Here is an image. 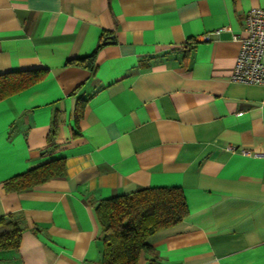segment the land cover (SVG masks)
<instances>
[{
  "label": "crops",
  "instance_id": "0c3cea01",
  "mask_svg": "<svg viewBox=\"0 0 264 264\" xmlns=\"http://www.w3.org/2000/svg\"><path fill=\"white\" fill-rule=\"evenodd\" d=\"M252 7L264 0H0V73L47 69L0 100V216L24 224L0 264H101L95 205L157 186L182 188L188 214L137 264H264V85L230 78ZM100 44L92 70L68 64ZM55 159L64 175L5 191Z\"/></svg>",
  "mask_w": 264,
  "mask_h": 264
},
{
  "label": "trees",
  "instance_id": "16d2710c",
  "mask_svg": "<svg viewBox=\"0 0 264 264\" xmlns=\"http://www.w3.org/2000/svg\"><path fill=\"white\" fill-rule=\"evenodd\" d=\"M195 44L193 40L187 48ZM100 46L87 56L69 60L68 64L92 70ZM46 73V68L0 73V100L41 80ZM80 108L76 123L82 114ZM65 170V161L55 159L6 179L4 189L20 192L62 176ZM95 212L103 232L101 264H137L141 251L151 248L148 238L157 230L182 221L188 214V206L182 188L157 186L101 200L95 205ZM23 230L21 215L0 216V252L16 250Z\"/></svg>",
  "mask_w": 264,
  "mask_h": 264
},
{
  "label": "built area",
  "instance_id": "2783aa9c",
  "mask_svg": "<svg viewBox=\"0 0 264 264\" xmlns=\"http://www.w3.org/2000/svg\"><path fill=\"white\" fill-rule=\"evenodd\" d=\"M220 30L215 31L216 34ZM244 36L230 78L234 82L264 85V8L252 7L244 17ZM264 157V151L256 152Z\"/></svg>",
  "mask_w": 264,
  "mask_h": 264
},
{
  "label": "water",
  "instance_id": "95a60500",
  "mask_svg": "<svg viewBox=\"0 0 264 264\" xmlns=\"http://www.w3.org/2000/svg\"><path fill=\"white\" fill-rule=\"evenodd\" d=\"M109 39H112V36H110V38ZM105 42H107V39H105L104 41H103V43H105Z\"/></svg>",
  "mask_w": 264,
  "mask_h": 264
}]
</instances>
